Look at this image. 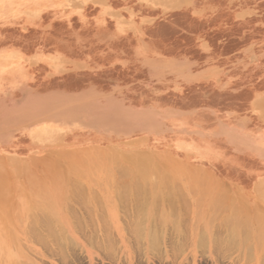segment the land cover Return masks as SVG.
<instances>
[{
	"label": "rangeland",
	"instance_id": "rangeland-1",
	"mask_svg": "<svg viewBox=\"0 0 264 264\" xmlns=\"http://www.w3.org/2000/svg\"><path fill=\"white\" fill-rule=\"evenodd\" d=\"M228 205L263 227L264 0H0V264H264Z\"/></svg>",
	"mask_w": 264,
	"mask_h": 264
},
{
	"label": "bare ground",
	"instance_id": "bare-ground-1",
	"mask_svg": "<svg viewBox=\"0 0 264 264\" xmlns=\"http://www.w3.org/2000/svg\"><path fill=\"white\" fill-rule=\"evenodd\" d=\"M203 186H205V185H203ZM46 192V191H45ZM200 193H201V191H199ZM203 192V191H202ZM46 194H47V192H46ZM44 195H45V193H44ZM57 198V197H56ZM201 198H203V196L201 197ZM223 203L224 202V200L223 201H221V200H219V203ZM225 203V202H224ZM223 203V204H224ZM47 205H48V203H46ZM46 204H45V206H46ZM222 204V205H223ZM213 205H215L214 204V201H213V204H212V206ZM217 205H221V204H218V200H217V204L215 205V207H217ZM227 204L225 203V206H226ZM234 205V204H233ZM49 206V207H48ZM48 206H46V207H48L49 209H50V211L54 214V215H57L58 214V208H57V205H55L54 203H51V205H48ZM153 206H155V205H153ZM225 206H220L221 208H225ZM228 206H230L231 208L230 209H232V213H234L235 215H233L232 214V218H235V219H232V218H230V219H228V222L226 221V224H228V228H229V230H230V233H229V236H228V242L230 243V244H236V243H238L241 247H250L249 248V250H250V252H253L251 249H252V247H254L255 249H256V252H258V257L260 256V254L264 251V225H263V227L261 226V224H257L256 223V228H255V230H257V231H250V229H252V227L254 228V225H255V223H253V218L252 217H247V216H245V214L243 215V213H245V211L241 208V207H238V206H231V205H228ZM227 206V207H228ZM214 207V208H215ZM209 208V207H208ZM218 209H220L219 207H217ZM153 209L154 208H152V207H150L148 210H149V212L150 213H152L153 212ZM216 209V208H215ZM215 209H214V211H215ZM220 210H222V209H220ZM226 211L227 210H229V207H228V209H225ZM148 212V213H149ZM149 213V214H150ZM222 213V212H221ZM243 215L242 217H240V215ZM200 215V214H199ZM210 215H212V214H210ZM214 215H216V213H214ZM217 215H219V214H217ZM237 215V216H236ZM220 217V216H219ZM224 217V216H223ZM215 217H213L212 216V218L210 217V220L211 219H214ZM218 218V217H217ZM221 218V217H220ZM258 218V217H257ZM216 219V218H215ZM218 220H220V219H218ZM197 220L195 219V221L194 222H196ZM200 221V220H199ZM217 221V220H216ZM209 222H211V221H209ZM218 222V221H217ZM198 223V222H197ZM141 224V223H140ZM196 224V223H195ZM210 224V223H209ZM224 225H226L225 224V222L223 223ZM219 225V224H218ZM221 225V224H220ZM219 225V226H220ZM223 225V226H224ZM208 226H210V225H208ZM227 226V225H226ZM193 227V226H192ZM195 227H197V224L195 225ZM200 227H202V226H200ZM216 227V226H215ZM223 228V227H222ZM216 229V228H215ZM209 230V229H208ZM219 230V229H218ZM246 230V231H245ZM252 230H254V229H252ZM223 231H225V230H223ZM200 232V231H199ZM211 232H209V234H210ZM216 234V233H215ZM203 236V235H202ZM105 237H109L108 235H105ZM198 239H197V242H198V244L199 243H204L205 242V240H207V239H204V237H201V235L199 236V237H197ZM206 238V237H205ZM221 239V238H220ZM219 238H217V240H220ZM154 242H156L157 241V238L156 237H154L153 239H152ZM211 240V239H210ZM224 240V239H223ZM152 241V242H153ZM158 242V241H157ZM108 244H110V243H108ZM155 244V243H154ZM205 244V243H204ZM204 244H203V246H204ZM207 244V243H206ZM211 244H214V243H212L211 242ZM216 244V243H215ZM219 244H221V243H219V241H218V245ZM200 245V244H199ZM199 245H197V246H199ZM108 246H110V245H108ZM112 246V245H111ZM110 246V247H111ZM216 246V245H215ZM213 248V247H212ZM254 248H253V250H254ZM109 249H111L112 250V248H109ZM247 250V249H246ZM217 252H219V250L217 251ZM241 253V252H240ZM254 259V258H253ZM264 262V261H263ZM260 264H263L262 262L260 263Z\"/></svg>",
	"mask_w": 264,
	"mask_h": 264
}]
</instances>
